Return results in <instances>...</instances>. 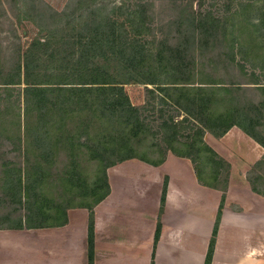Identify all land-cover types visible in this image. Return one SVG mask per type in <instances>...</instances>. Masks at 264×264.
<instances>
[{"label":"trees","instance_id":"trees-1","mask_svg":"<svg viewBox=\"0 0 264 264\" xmlns=\"http://www.w3.org/2000/svg\"><path fill=\"white\" fill-rule=\"evenodd\" d=\"M214 1L165 0L172 13L166 26L176 33L161 36L164 25H154V0H123L105 20L101 11L110 6L107 0L83 5L70 0L59 12L37 0H18L8 10L0 0V25L29 22L36 30L15 52H5L0 43V91L6 101L0 123L10 118L4 127L8 130L0 127V135L14 145L6 154L21 155L20 163L7 159L0 165V204L18 212L0 217L1 230L58 227L67 222L68 210L86 209L92 264V212L109 195L107 169L132 159L157 167L171 153L191 162L201 186L223 193L204 261L211 264L230 165L203 138L207 133L222 138L237 126L264 149L259 22L239 18L264 0H243L246 5L240 8L233 1ZM75 5L88 15L68 19L67 11ZM111 16L113 22L105 29ZM229 67L247 83L225 80L220 72ZM131 83L145 86V106L130 103L123 86ZM249 85L262 99L242 105L240 94ZM148 106L153 112L157 108L154 126L147 120ZM61 153L67 159L52 178ZM255 166H264V154ZM90 167L94 173L88 179ZM259 179L264 186V175ZM249 184L264 197V190ZM165 189L166 181L159 213ZM160 229L158 221L154 246Z\"/></svg>","mask_w":264,"mask_h":264},{"label":"crops","instance_id":"crops-1","mask_svg":"<svg viewBox=\"0 0 264 264\" xmlns=\"http://www.w3.org/2000/svg\"><path fill=\"white\" fill-rule=\"evenodd\" d=\"M205 142L230 165L211 264H257L252 249L264 246V197L236 170L246 172L264 149L237 126L219 139L207 133ZM111 169L109 195L92 212V264H204L223 193L201 186L191 162L171 153L157 167L132 159ZM66 218L58 227L0 229V264H88L89 211L70 209Z\"/></svg>","mask_w":264,"mask_h":264},{"label":"rangeland","instance_id":"rangeland-1","mask_svg":"<svg viewBox=\"0 0 264 264\" xmlns=\"http://www.w3.org/2000/svg\"><path fill=\"white\" fill-rule=\"evenodd\" d=\"M2 1L4 2V4L6 3V8L8 6V8H7L8 10H10V7H13L12 9H15L16 3H18V0H2ZM29 1H31V0H29ZM37 1H40L44 4H47L51 8H53L55 11L59 12V11L63 10L64 6L67 3H69L68 1H70V0H37ZM122 1L123 0H107V3L110 4V6L108 8L104 7V9L101 11V16H102L101 19L105 20V16H106V14H108L110 12L111 7L113 5L118 6ZM181 1H183V0H180V2ZM217 1L218 0H215L214 2H217ZM221 1H225V0H221ZM229 1H233L235 3V5L239 3L238 4L239 8H240L241 4L246 5L243 0H229ZM81 2H82V5L83 4H89V0H81ZM96 3L101 5L100 1H96ZM161 3L163 5H161ZM165 3H166L165 0H154V7H153V19H154L155 27L164 25L162 30L158 32V34L161 36L167 35V34L168 35L169 34L174 35L176 33L173 27L168 29V27L166 26V19L171 17L172 13H170V10H169V8H171V6L170 5L167 6L168 3H166V4ZM194 7H197V5H194ZM79 9H84V8L78 7L76 5L69 8V10L67 11V15L69 17H67V18L70 20H73L74 18L80 17V15L82 13H83V16L88 15L87 12H82ZM223 10H224L223 7H221L220 11H223ZM82 18L87 19V17H82ZM239 18L241 20H243L244 22H249V23H251V22L256 23L257 21L259 22L257 24H258L259 31H260L259 32V42H260L259 45L261 46V48L258 51L260 54H262L264 52V2H256L255 4L250 5V7H247L245 9V13H243L242 16H240ZM113 19L114 18L112 16L109 18V22H106V24H105V29L108 26H111ZM116 19L118 22H121V21H123L124 18L119 17ZM156 31H157V28H156ZM117 32H115V30H113V29L111 30V33L115 34ZM35 33H36V30L29 24V22H23L22 26L16 24V22L14 23L13 26L9 25L8 21L3 22L2 25H0V43L2 44V48H3V50H5V52H7V51L9 53L15 52L16 50H18L20 48H24L26 43H28L30 41V39L35 36ZM245 33H247V32H245ZM147 41L150 42L151 41L150 38H148ZM148 44H150V43H148ZM149 46L150 45H147V47H149ZM151 46H152V44H151ZM222 74L224 75L223 76L224 79L229 81V82L247 83V81H248L246 78L240 76L238 74V71L232 67H229V69L227 71H224V73H223V71H221L220 75H222ZM144 87H145L144 85L137 84V83L126 84L123 86L124 92L128 96L129 101L132 105L139 106V107L145 106L144 104L146 103V93H145ZM247 87H249L247 89V91H243L242 94H240V101H241L240 103L242 105H244V103H246L247 101H251V102L256 104L258 101H260L262 99L261 93L258 90H256V88H254L253 85H249ZM85 94L90 95L89 92H86ZM0 95L2 97V100H0V102H2V104H0V109H3L4 104L6 102L5 96H4L3 92H1V91H0ZM147 108L149 110L146 112L147 120L149 122H152L151 124L154 126L155 125V122H154L155 116L158 115V113H156L157 108L154 109V112L152 111L150 106H148ZM9 120H10V118L7 117L4 120L3 124L0 123V127H2V129L4 131L8 130V128H4V127H7ZM203 139L205 142V136ZM205 143L207 144V142H205ZM207 145L211 148V146L209 144H207ZM12 146H14V145L9 143V141H6L5 136L1 138V135H0V165H1V163L6 161L7 159H11L12 161H17L20 163L19 157L21 155L18 154L17 152H11L10 154H6L8 151H10L13 148ZM215 153L217 154V152H215ZM217 155L219 157H221L219 154H217ZM56 159H57V162L55 163V165H53V167L51 169V173L53 175L52 178H55L56 175L61 172V170L63 169V166L65 164V161H66L65 159H67V158H66L65 154L61 153L59 156H56ZM244 171H245V169L241 170L240 168H238L236 170V172L239 175L242 174L246 177L248 183L253 182L254 185L259 190H264L263 183L259 179V177H262L264 175V166H258L257 167V166H255V164H253L252 166H250L249 168L246 169V172H244ZM85 173H86L88 179H90L94 173L93 167H90L89 170H87V172H85ZM107 174H108L109 182H111V178H112V169L111 168L107 169ZM115 175H117V174L115 173L114 176ZM126 175H127V173H126ZM126 175H125V177H126ZM228 178H229V176H228ZM221 179L219 181V186L222 185ZM249 186H250V184H249ZM2 195H3V193L0 191V197ZM13 208H14V206H9V205L1 203L0 204V217L3 218L5 213L9 212L11 214L12 212H14ZM14 214H15V216H17L18 212L15 211ZM261 251H263V252L261 253ZM252 253H253L252 255H255V256H256V254L258 255L257 261H256L257 264H264V246H262L261 248H260V246L254 247L252 249Z\"/></svg>","mask_w":264,"mask_h":264}]
</instances>
